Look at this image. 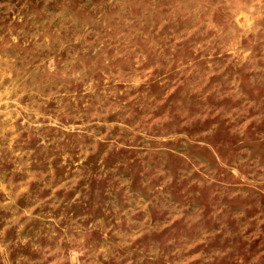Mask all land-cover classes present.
Returning a JSON list of instances; mask_svg holds the SVG:
<instances>
[{
	"label": "rangeland",
	"instance_id": "374dc122",
	"mask_svg": "<svg viewBox=\"0 0 264 264\" xmlns=\"http://www.w3.org/2000/svg\"><path fill=\"white\" fill-rule=\"evenodd\" d=\"M0 264H264V0H0Z\"/></svg>",
	"mask_w": 264,
	"mask_h": 264
}]
</instances>
